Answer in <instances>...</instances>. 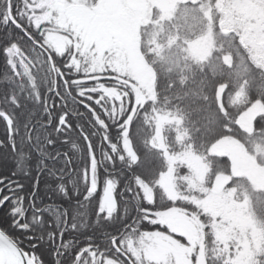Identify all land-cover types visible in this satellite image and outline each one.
Here are the masks:
<instances>
[{
	"label": "trees",
	"instance_id": "obj_1",
	"mask_svg": "<svg viewBox=\"0 0 264 264\" xmlns=\"http://www.w3.org/2000/svg\"><path fill=\"white\" fill-rule=\"evenodd\" d=\"M40 1L11 0V7L19 9V25L15 20L0 22V50L13 43L18 46L12 49L15 74L8 57L0 55V226L39 264H72L74 253L88 244L89 234L99 245L89 253L95 264L107 259L129 264L114 242L138 264L126 250L127 242L159 227L146 220L148 216L178 208L203 223L207 264H233V248L217 239L212 216L190 199L195 193L184 179L189 169L176 166L183 198H168L158 184L169 164L155 139L157 115L176 118L177 123L163 128L166 151L193 152L204 158L209 185L217 173H229L231 168L226 154L212 153L218 141L233 138L251 152L255 146L264 148V118L256 121L251 133L238 122L251 105L264 103V68L238 35L221 33L218 0L178 4L170 18L141 27L140 49L155 72V97L144 103L129 76L110 66L98 71L87 63L75 66L72 47L62 54L49 47L46 34L55 27L50 22L35 23L36 15L43 12ZM205 2L206 10L216 17V34L209 57L196 61L189 56L188 45L206 34ZM0 14L11 20L8 0H0ZM220 87L224 89L219 98ZM111 90L116 94L111 95ZM238 94L239 100L232 103ZM125 132L136 160L124 147ZM38 174L41 185L33 199L31 188ZM97 177L104 189L107 218L95 214L100 201L94 195L83 199L88 182L95 186ZM58 183L79 190L83 215H74L77 198L66 202L57 191ZM139 183L153 190L152 202L146 201ZM243 184L264 222V190H253L247 180ZM108 188L114 196L112 208L104 205ZM46 206L68 211H59L57 221L40 211ZM70 240L77 243H66ZM256 264H264V252Z\"/></svg>",
	"mask_w": 264,
	"mask_h": 264
},
{
	"label": "rangeland",
	"instance_id": "obj_2",
	"mask_svg": "<svg viewBox=\"0 0 264 264\" xmlns=\"http://www.w3.org/2000/svg\"><path fill=\"white\" fill-rule=\"evenodd\" d=\"M190 1L198 0H41L43 12L36 15L35 23L50 22L55 27L46 34L48 46L59 54L72 47L75 66L87 63L92 71L110 66L129 76L137 84L139 98L144 103L155 97V72L141 52L140 29L146 25L157 26L159 21L172 16L178 4ZM205 5L206 2L203 9ZM216 8L221 29L234 31L264 68V0H218ZM204 11L208 20L206 34L188 45V54L196 61L206 60L214 47L216 17L211 9ZM223 89H219V98ZM110 94L116 92L111 90ZM239 97L236 95L232 103ZM261 117L264 118V103L256 102L239 116L238 122L243 130L251 133ZM177 122L169 114L157 115L156 144L164 150L169 164L158 184L168 198H183L177 188L175 171L177 165H185L190 175L184 179L188 190L195 193L190 199L212 216L217 239L233 248L232 263L256 264L264 252V222L255 213L251 196L243 190V180L255 191L264 190V148L255 146L251 152L233 138L218 141L212 153L229 157V173L239 182L215 191L214 180L208 184L209 168L204 158L193 152L170 154L166 151L163 128ZM123 142L126 152L136 160L126 132ZM139 184L146 201L152 202L153 190L144 183ZM104 205H108L107 195ZM146 220L159 227L126 244V250L138 264H207L204 225L198 217L170 208ZM105 264L122 263L107 259Z\"/></svg>",
	"mask_w": 264,
	"mask_h": 264
},
{
	"label": "snow or ice",
	"instance_id": "obj_3",
	"mask_svg": "<svg viewBox=\"0 0 264 264\" xmlns=\"http://www.w3.org/2000/svg\"><path fill=\"white\" fill-rule=\"evenodd\" d=\"M9 10L13 16V19L16 21V25H19V20L17 19L18 15H19V9L10 6ZM0 22L12 23L13 21L12 20H6L5 16L3 14H0ZM13 48L18 49V46L15 43H13L10 47L0 50V55L8 57L7 63L11 67L13 73L15 74L16 73V63L12 59V56L14 55V53L12 52ZM64 120H65V118L61 117L62 123L64 122ZM69 127H71V125H69ZM94 160H95V156L92 155L90 157V165L94 162ZM40 185H41V182H40L39 174H38L37 178L34 180V182L32 184V188H31V196L33 199L35 198L36 193L40 190ZM23 187H24L23 185H20L21 189ZM56 188H57V191L59 192V194L61 196H63V198L66 202L72 203L74 198H77L74 201V204H75L74 215L75 214H80V215L84 214L85 210L80 207V200L78 199L81 196V193L79 192V190L77 188L73 187L70 189V188L64 186L62 183H58L56 185ZM0 191H2V190H0ZM103 191H104V189L100 183L99 177H97L95 186H93L91 181L88 182L87 191L83 194V199L85 201H87V200L91 199L92 196L94 195L95 199L100 201V205L96 208L95 214L97 216L105 215L107 218L108 214L106 213V209L103 207ZM6 200H7V198H6ZM21 200H22V198H21ZM0 206H2V205H0ZM40 211L41 212H47L48 215L54 216V218L57 221H59L60 217L57 213L59 211H63L65 213H67L68 209L65 207H62V206L60 208H57V209H53L51 206H46L45 208L40 209ZM40 219L42 220L43 216H41ZM72 230L73 231L75 230V225L73 226ZM50 235H52L54 237L55 233H52ZM60 236L63 239L64 233L61 232ZM86 239L88 240V244L85 245L84 247L78 249L74 253L72 264H95V261L91 259V257L89 256V253L91 252V250L94 247L98 248L99 245H94L92 243L93 237L90 234L86 236ZM66 243H71L72 245H75L77 242L75 240H70V241H66Z\"/></svg>",
	"mask_w": 264,
	"mask_h": 264
},
{
	"label": "water",
	"instance_id": "obj_4",
	"mask_svg": "<svg viewBox=\"0 0 264 264\" xmlns=\"http://www.w3.org/2000/svg\"><path fill=\"white\" fill-rule=\"evenodd\" d=\"M11 0H8V15L9 18L14 21L10 12ZM222 34L227 35L234 33V31L221 29ZM94 162L91 164L93 168ZM233 182V176L226 172L217 173L214 180L215 191H221ZM107 196L110 208L113 205V194L110 189L107 190ZM114 248L121 253L129 264H134L133 261L121 250L114 242ZM2 258L6 259L9 264H39L35 258L24 250L20 244L11 236L5 229L0 226V264Z\"/></svg>",
	"mask_w": 264,
	"mask_h": 264
},
{
	"label": "bare ground",
	"instance_id": "obj_5",
	"mask_svg": "<svg viewBox=\"0 0 264 264\" xmlns=\"http://www.w3.org/2000/svg\"><path fill=\"white\" fill-rule=\"evenodd\" d=\"M2 263H3V264H9V263L7 262V260L4 259V258H2Z\"/></svg>",
	"mask_w": 264,
	"mask_h": 264
},
{
	"label": "flooded vegetation",
	"instance_id": "obj_6",
	"mask_svg": "<svg viewBox=\"0 0 264 264\" xmlns=\"http://www.w3.org/2000/svg\"><path fill=\"white\" fill-rule=\"evenodd\" d=\"M125 258V257H124Z\"/></svg>",
	"mask_w": 264,
	"mask_h": 264
}]
</instances>
